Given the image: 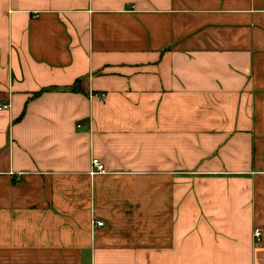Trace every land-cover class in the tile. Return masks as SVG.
Instances as JSON below:
<instances>
[{
    "label": "crops",
    "instance_id": "0c3cea01",
    "mask_svg": "<svg viewBox=\"0 0 264 264\" xmlns=\"http://www.w3.org/2000/svg\"><path fill=\"white\" fill-rule=\"evenodd\" d=\"M0 103V264H264V0H0Z\"/></svg>",
    "mask_w": 264,
    "mask_h": 264
},
{
    "label": "built area",
    "instance_id": "2783aa9c",
    "mask_svg": "<svg viewBox=\"0 0 264 264\" xmlns=\"http://www.w3.org/2000/svg\"><path fill=\"white\" fill-rule=\"evenodd\" d=\"M95 97L100 102L104 101V99H105L104 95H96ZM8 108H9L8 104L0 103V110H6ZM91 166L93 168V171H92L93 173H95V172L103 173L105 171L103 164L97 158H93L91 160ZM94 224L96 226H101L103 223L101 221H96V222H94ZM253 236L256 240H258L261 236V229L255 228L253 230Z\"/></svg>",
    "mask_w": 264,
    "mask_h": 264
}]
</instances>
